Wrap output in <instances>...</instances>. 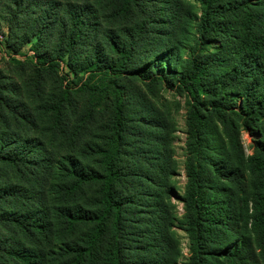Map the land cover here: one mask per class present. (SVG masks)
Masks as SVG:
<instances>
[{
  "label": "trees",
  "instance_id": "1",
  "mask_svg": "<svg viewBox=\"0 0 264 264\" xmlns=\"http://www.w3.org/2000/svg\"><path fill=\"white\" fill-rule=\"evenodd\" d=\"M107 1L119 31H101L90 0L12 2L24 33L11 32L8 48L18 54L15 43L37 39L62 55L40 52L32 62L15 59L11 73L0 70V264H132L124 238L134 223L128 219L133 202L120 192L128 174L118 159L127 94L117 84L104 87L101 93L114 105V134L103 148L82 147L83 130L72 125L66 97L57 99L49 87L66 57L75 77L83 67L91 72L88 79L102 73L159 81L192 99L187 184L182 196L175 194L185 215L173 219L164 204L153 206L155 222L139 225L148 226L139 234L148 262L136 264L177 263L174 220L190 241L185 264H264V0H196L200 17L182 6L192 43L169 49L163 43L157 49L150 39L159 20L145 16L142 0ZM103 39L123 55V66L102 57ZM218 41L219 48L210 46ZM154 53L150 61L141 59ZM215 120L224 137L212 126ZM243 131L260 136L249 158ZM50 141L71 154L53 153ZM80 159L97 160L99 169Z\"/></svg>",
  "mask_w": 264,
  "mask_h": 264
},
{
  "label": "rangeland",
  "instance_id": "2",
  "mask_svg": "<svg viewBox=\"0 0 264 264\" xmlns=\"http://www.w3.org/2000/svg\"><path fill=\"white\" fill-rule=\"evenodd\" d=\"M142 1L145 5L142 6L146 10L145 16L159 20V24H155L154 33L150 37L156 41L157 45L163 43L165 49H169L172 47V43L180 42L187 47L189 43H192L186 33L188 20L182 18L179 11L182 12V6H184L191 14L200 17L201 6L196 0ZM12 2L13 0H0V54H2L0 70L11 73L10 68L14 67L15 59L32 62L36 53L40 52L52 53V57L58 59L62 53L54 51L53 44L43 48L37 39L28 44H23L21 41L14 42L19 46V48L18 46L13 47V49H18V54L8 48L6 42L10 41L11 32L16 31L20 35L24 33L20 25L16 24L17 20H14L17 10ZM90 3L96 8L95 16L97 23L100 26L102 24V32L121 29V22L110 18L112 16V11L109 9L110 2L90 0ZM251 9L257 10L255 4L251 6ZM183 13L186 12L183 11ZM173 15L179 17L181 21L173 23ZM164 17H166V21L162 20ZM192 33H195L194 29ZM218 37L219 40L222 38ZM213 43L210 46L218 48L221 46V41ZM101 46L105 48L102 56L104 59L116 62L117 67L124 65L123 55L116 53L110 44L106 43V40H102ZM160 48L161 45L157 49ZM207 50L209 53L216 51L214 48ZM156 55L159 54L142 56L141 59H145L144 62L150 61L151 57ZM188 55L184 52L180 54L182 59H186ZM85 57L83 55L78 58L77 65H82ZM68 59L69 57H66L60 61L59 71L50 76L49 87L57 99L63 95L66 97L67 114L72 125L76 124L83 130L82 147L90 150L91 147L96 149V146L103 148L108 143L106 142L108 137L114 134L112 131L114 105L106 94L101 93L104 87H107L108 84H117L127 94L125 140L118 159L120 168L128 174L127 189L120 188V192L133 202L129 208L128 219L134 223L130 225L128 235L124 238V245L130 251L132 264L143 261L147 263L148 255L141 250L143 243L147 242H144L139 234L146 231L148 226L145 225L140 229L139 225L146 223L151 226L158 216L157 208L154 207L161 204H164L163 209L173 219H183L185 215L184 205L176 198L175 194L182 196L187 184L185 163L189 134L188 116L192 99L185 92L171 88L166 83L159 81H142L130 76L111 79L110 76L102 73L94 79H88L91 72L83 70V67L78 68L80 75L75 77L71 72H68L66 67ZM205 113L209 114L208 110ZM212 126L224 137L223 126L217 120L212 123ZM259 139V134L252 135L247 131L242 132L241 140L246 158L255 155V146ZM50 142L49 146H54L53 153L71 154L68 149L65 150L61 147L59 142ZM81 161L82 163L85 161L87 166L99 169L97 160ZM161 184H164L163 187H160ZM173 222L172 236L177 248L175 252L180 253L176 264H185L190 258V241L186 232L180 228L179 223L175 220Z\"/></svg>",
  "mask_w": 264,
  "mask_h": 264
},
{
  "label": "crops",
  "instance_id": "3",
  "mask_svg": "<svg viewBox=\"0 0 264 264\" xmlns=\"http://www.w3.org/2000/svg\"><path fill=\"white\" fill-rule=\"evenodd\" d=\"M2 59V54H0V60Z\"/></svg>",
  "mask_w": 264,
  "mask_h": 264
}]
</instances>
